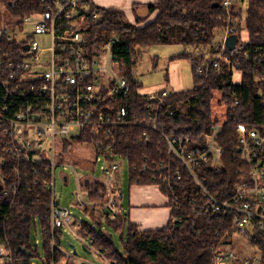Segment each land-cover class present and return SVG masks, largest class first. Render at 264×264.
Masks as SVG:
<instances>
[{
  "label": "trees",
  "instance_id": "obj_1",
  "mask_svg": "<svg viewBox=\"0 0 264 264\" xmlns=\"http://www.w3.org/2000/svg\"><path fill=\"white\" fill-rule=\"evenodd\" d=\"M225 1L156 0L154 5L148 7L150 14L155 13L154 19L142 27L129 24L115 11L93 7L90 13L85 14L90 45L99 46L111 36H116L113 55L119 62L120 74L130 84L128 105L140 122H147L152 112L145 108L148 95L142 93V84L135 75L134 67L141 51L155 46L182 45L206 49L207 52L201 54L213 57L221 47V44L213 46L214 32L227 27L228 13L223 6ZM20 2L23 14L29 13L26 5L31 0ZM16 5L11 3L10 10L14 11ZM95 12L99 18L94 20L91 14ZM230 17L237 44L241 42L242 33L246 32L243 36H246L247 41L242 52L248 53V61L242 54L230 53L228 56L233 69L222 67L218 71H211L206 81L201 83L195 81L193 75L194 88L173 94L159 111L157 132L142 127L115 130L116 147L112 154L127 162L130 185L157 186L170 210L167 225L158 230L141 231L120 210L114 218L106 216L104 221L121 237L123 245L119 252L112 236L99 228L103 221L97 218L98 214L108 215L106 205L109 190L104 183L93 180L86 190L87 201L92 205L82 209L92 219V223H75L79 227L75 231L76 237L90 243L89 246L84 245L85 252H96L109 264H213V248L232 244L237 232L231 225L229 215L205 213L207 199L184 171L180 180H176L172 173L169 188L161 184L160 177L164 171L159 166L169 159L161 135L167 138L190 136L193 144L203 140L211 125H220L216 143L223 150L222 171L217 172L210 167L196 171L208 189L213 191L216 188L214 194L220 192L232 195L240 181L238 171L245 165L233 153L237 142L236 128L244 126L264 130V99L261 97L264 94V71L256 61L257 50L264 48V0H247L243 25L240 23V8ZM177 58L189 61L194 71L193 55L185 53ZM3 94L4 89L0 85V98ZM217 94V104L225 108L224 121L214 112L213 103ZM232 95L236 96L237 105ZM16 103L20 101L16 100ZM14 104L10 102V106L15 107ZM168 111L173 114L168 115ZM144 132L146 138L142 136ZM73 142L64 143L60 159L75 144ZM95 142L96 138L87 139L88 146L93 147ZM144 167L148 171L142 172ZM31 168L26 165L20 173L21 185L17 198L0 196V247L11 254L9 264H35L34 261L41 257L38 243L34 247L30 245V236L33 231L37 234L39 223L44 251L41 263L59 264L63 254L60 246L62 229L55 228L51 232V195L43 183L33 185L37 175L32 174ZM39 176L42 180L46 179L41 174ZM97 206L101 208L98 214L95 211ZM254 243L260 246L264 256V241L258 239L252 241Z\"/></svg>",
  "mask_w": 264,
  "mask_h": 264
},
{
  "label": "built area",
  "instance_id": "obj_2",
  "mask_svg": "<svg viewBox=\"0 0 264 264\" xmlns=\"http://www.w3.org/2000/svg\"><path fill=\"white\" fill-rule=\"evenodd\" d=\"M20 1L0 0V85L4 89L0 98V196L17 198L20 173L30 165L32 174L37 175L33 185L43 183L51 195L52 227H73L69 208L57 206L54 197L56 157L65 142L88 145L87 139L93 137L96 138L92 147L96 160L106 163L102 172L110 195L105 217L114 218L120 213L110 189L113 175L119 169L112 154L116 147L115 130L142 127L157 132L158 113L175 93L160 90L148 95L145 108L152 112L147 122H140L128 105L130 84L120 74L119 62L113 55L116 36L99 46L89 43L85 14L95 8L93 1L31 0L26 5L27 14H23ZM11 3L17 4L14 11L10 10ZM223 6L228 19L219 51L213 57L202 54L195 57L193 74L199 83L206 81L211 71L222 67L233 69L230 53L242 54L246 61L250 58L248 53L242 52L246 41L236 43L232 52L225 48L226 39L234 33L230 15L236 8L228 0ZM91 15L94 20L99 18L97 12ZM37 38H43L48 46L41 47ZM256 61L264 71V48L257 50ZM261 97L264 99V94ZM232 99L237 105L235 95ZM10 102H15V107L10 106ZM219 132L220 125H211L203 140L193 144L190 136L167 138L161 135L169 156L159 165L164 171L161 184L169 188L172 173L180 180L184 171L206 197L205 213L229 215L237 232L233 241L249 243L257 252L254 256L240 258L234 251L225 249L226 246L216 247L213 248V264H264L260 246L252 244L258 239L264 241V130L236 128L233 153L245 167L238 171L240 181L232 195L214 194L216 188L208 189L196 171L202 167L222 171L223 150L216 143ZM142 136L146 138V132ZM146 171L148 168L144 167L142 172ZM40 174L46 179L42 180ZM64 178L66 183L68 177ZM85 179L84 184L79 182L71 208L79 209L88 204L87 194L82 190L86 188ZM89 244L83 242L85 246ZM10 261L9 255L1 249L0 264Z\"/></svg>",
  "mask_w": 264,
  "mask_h": 264
},
{
  "label": "rangeland",
  "instance_id": "obj_3",
  "mask_svg": "<svg viewBox=\"0 0 264 264\" xmlns=\"http://www.w3.org/2000/svg\"><path fill=\"white\" fill-rule=\"evenodd\" d=\"M233 3H235V13L238 12L239 8L241 9L242 21L240 20V23L243 25L247 10V0H235ZM122 19L126 21L125 18ZM243 34L245 35L246 32L244 31L242 33L241 42L247 41L246 36H243ZM224 38V29L215 30L213 46L222 44ZM37 40L41 43V47L48 46V44L44 42L43 38H37ZM202 52H207V50L182 45L155 46L142 50L141 56L135 63L134 67L136 79L140 84L143 85L144 88H157L163 85L166 86V83L169 82V80L170 82L168 86L170 87V83H174L175 77H177L176 81L181 83V91H191L193 88L194 79H192V70L190 64L187 60L178 59L177 57L185 53L193 55L194 57H198ZM171 64H173V69L171 68L170 73H168L169 66H172ZM173 73L175 74L174 76ZM218 100L219 95L217 94L213 103L214 112L221 121H224L225 108L217 104ZM59 148L60 147L58 146L57 149L59 150ZM115 164L119 167V169L113 175V179L110 183V189L114 194L113 200L116 199L118 209L124 216H126L130 206V199L132 194L137 191V186L130 185L127 162L116 158ZM56 166L54 185V197L56 199V204L61 208H69L70 216L73 219V227H64L62 229L60 246L63 254L59 264H109V262L103 260L98 253L85 252L83 249L84 245L82 240H80L75 235V231L79 229L75 223H92V219L82 212L83 208L86 206H91L92 204L88 202V204L82 208H71L75 202V194L78 192L79 184H84L85 178V181L89 180V186L92 184L93 180L102 183L106 182V178L102 172V168L106 166V163L104 161L98 162L96 160L94 149L91 146L72 144L71 148L68 150L67 154L62 157V159H60V156L56 157ZM63 176L68 177V181L66 183L63 180ZM82 190H84L86 193L87 188H83ZM152 195H150L152 199H156V196ZM95 208V211L97 212L96 214H98L101 208L99 206ZM99 216L100 215L98 214L97 218L100 221H103L99 228L102 231H105L109 236H112V241L116 249L121 252L123 245L121 237L107 222L104 221L106 219L105 214H103L104 217ZM54 229L55 228L52 227L51 223L52 233ZM42 241L41 229L38 223L37 234H35L33 231L30 236V245L32 247L36 246V242H38V253L41 257L40 259H36L34 261L35 264H42L41 260L44 258ZM123 241H126V239L123 238ZM51 243L53 245V242ZM69 245L75 247V256H73ZM1 249L3 248L0 247V250ZM225 249L234 251L240 258L251 257L257 254L255 249H253L247 243H239L237 239H234L232 244L226 246ZM3 251L11 258V254L8 251L4 249ZM71 257H73V259Z\"/></svg>",
  "mask_w": 264,
  "mask_h": 264
},
{
  "label": "crops",
  "instance_id": "obj_4",
  "mask_svg": "<svg viewBox=\"0 0 264 264\" xmlns=\"http://www.w3.org/2000/svg\"><path fill=\"white\" fill-rule=\"evenodd\" d=\"M95 7L99 9L115 11L126 19V22L138 27H142L146 23L152 21L155 13L150 14L148 7L154 5L156 0H92ZM139 21L140 23H136ZM190 64L191 70L192 65ZM174 64V63H173ZM169 66L168 73L171 68ZM173 69V68H172ZM176 74V72H175ZM173 73V76L175 75ZM179 74V73H178ZM174 83H166L157 88H144L142 85V93L146 95L155 94L160 90H169L170 92H182L181 83L176 81ZM193 79V70H192ZM170 88V89H169ZM137 191L132 194L130 199V206L126 217L136 224L141 231L158 230L166 226L169 221L170 210L167 208V201L159 192L156 186H137ZM155 195L156 199H152L150 195ZM152 195V196H153ZM151 199V200H150Z\"/></svg>",
  "mask_w": 264,
  "mask_h": 264
},
{
  "label": "water",
  "instance_id": "obj_5",
  "mask_svg": "<svg viewBox=\"0 0 264 264\" xmlns=\"http://www.w3.org/2000/svg\"><path fill=\"white\" fill-rule=\"evenodd\" d=\"M236 42H237V36L236 35L229 36L226 39V41H225V44H224L225 45V48L229 52H232L235 49V47H236ZM64 181H66V178H64ZM88 186H89V180H86L85 181V187L88 188ZM69 248L72 250V253L75 256L76 255L75 247L69 245Z\"/></svg>",
  "mask_w": 264,
  "mask_h": 264
},
{
  "label": "bare ground",
  "instance_id": "obj_6",
  "mask_svg": "<svg viewBox=\"0 0 264 264\" xmlns=\"http://www.w3.org/2000/svg\"><path fill=\"white\" fill-rule=\"evenodd\" d=\"M228 51V50H227ZM229 52V51H228Z\"/></svg>",
  "mask_w": 264,
  "mask_h": 264
}]
</instances>
